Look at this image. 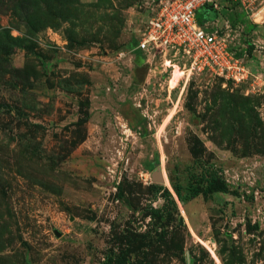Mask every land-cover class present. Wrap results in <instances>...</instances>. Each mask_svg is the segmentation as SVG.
Listing matches in <instances>:
<instances>
[{
  "label": "rangeland",
  "instance_id": "rangeland-1",
  "mask_svg": "<svg viewBox=\"0 0 264 264\" xmlns=\"http://www.w3.org/2000/svg\"><path fill=\"white\" fill-rule=\"evenodd\" d=\"M159 1L0 0V264H264V0L239 82L130 51Z\"/></svg>",
  "mask_w": 264,
  "mask_h": 264
},
{
  "label": "built area",
  "instance_id": "built-area-1",
  "mask_svg": "<svg viewBox=\"0 0 264 264\" xmlns=\"http://www.w3.org/2000/svg\"><path fill=\"white\" fill-rule=\"evenodd\" d=\"M215 0H160L130 51L163 50L181 60L185 76L207 71L239 82L248 77L242 62L218 30L200 23L198 12ZM170 58V59H171Z\"/></svg>",
  "mask_w": 264,
  "mask_h": 264
},
{
  "label": "trees",
  "instance_id": "trees-1",
  "mask_svg": "<svg viewBox=\"0 0 264 264\" xmlns=\"http://www.w3.org/2000/svg\"><path fill=\"white\" fill-rule=\"evenodd\" d=\"M211 11H212L211 5L203 6L202 9L197 14L198 21L200 23H204V22L210 20ZM225 188H226V184H225L224 180L222 178H220L219 180L209 181L207 184V187L204 188V190L205 191H207V190H209V191H211V190L224 191Z\"/></svg>",
  "mask_w": 264,
  "mask_h": 264
},
{
  "label": "water",
  "instance_id": "water-1",
  "mask_svg": "<svg viewBox=\"0 0 264 264\" xmlns=\"http://www.w3.org/2000/svg\"><path fill=\"white\" fill-rule=\"evenodd\" d=\"M152 178L156 182H163L162 174L158 171H155L151 174Z\"/></svg>",
  "mask_w": 264,
  "mask_h": 264
},
{
  "label": "crops",
  "instance_id": "crops-1",
  "mask_svg": "<svg viewBox=\"0 0 264 264\" xmlns=\"http://www.w3.org/2000/svg\"><path fill=\"white\" fill-rule=\"evenodd\" d=\"M253 14H256V13H253ZM207 23H208V21H207Z\"/></svg>",
  "mask_w": 264,
  "mask_h": 264
}]
</instances>
